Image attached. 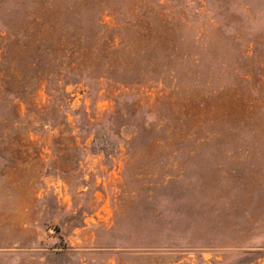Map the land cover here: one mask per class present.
<instances>
[{"label": "rangeland", "instance_id": "1", "mask_svg": "<svg viewBox=\"0 0 264 264\" xmlns=\"http://www.w3.org/2000/svg\"><path fill=\"white\" fill-rule=\"evenodd\" d=\"M0 264H264V0H0Z\"/></svg>", "mask_w": 264, "mask_h": 264}]
</instances>
